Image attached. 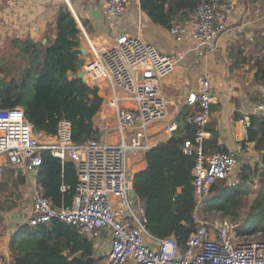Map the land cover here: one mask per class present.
<instances>
[{
	"label": "built area",
	"instance_id": "obj_1",
	"mask_svg": "<svg viewBox=\"0 0 264 264\" xmlns=\"http://www.w3.org/2000/svg\"><path fill=\"white\" fill-rule=\"evenodd\" d=\"M52 1L64 2L71 9L72 0ZM93 1L102 7L106 21L120 15L130 2ZM231 13L227 0H204L187 19L173 21L167 32L176 43L192 39L212 50L226 31ZM79 30L87 54L79 70L83 83L97 91L102 106L110 111L100 121H93L96 137L74 142L66 119H60L55 134L48 136L30 123L21 107L0 108V179L6 165L12 167L14 176L19 171L36 170L44 152L61 164L70 161L75 167L71 205L54 206L36 183L24 224L35 227L61 221L92 240L94 248L107 232L103 264H264V237L241 236L237 226L221 216L196 219L194 214L196 225L184 248L171 236L149 233L145 202L136 197L133 205L129 197L133 176L129 161L143 160L154 145V134L148 127L166 116V99L160 83L174 71L182 52L163 53L128 31L96 43L81 26ZM216 100L217 93L206 75L199 79L198 90L185 98L184 119L196 129L193 137L185 139L180 147L194 159L191 183L195 211L203 205L214 184L230 188L239 181L238 163L233 155L242 152L240 145L234 153L205 152L204 141L209 135L205 127L210 121V106ZM255 110L264 111V101L258 102ZM176 128V122L171 121L165 132L172 134ZM60 189L64 191L65 187Z\"/></svg>",
	"mask_w": 264,
	"mask_h": 264
},
{
	"label": "trees",
	"instance_id": "obj_2",
	"mask_svg": "<svg viewBox=\"0 0 264 264\" xmlns=\"http://www.w3.org/2000/svg\"><path fill=\"white\" fill-rule=\"evenodd\" d=\"M202 1L140 0V8L153 23L168 28L173 21L187 19ZM47 42L43 45L29 37L10 39V46L17 50L26 64L18 78L4 80L0 77V108L21 107L30 123L48 136L55 134L60 119H66L70 122L74 142L96 137L98 132L93 119L100 111L102 98L95 89L75 77L83 64L79 29L64 2L58 3L55 35L52 41ZM261 80L264 82V77ZM195 129V125L185 121L183 114L176 130L144 154L145 167L132 176V188L145 202L149 233L157 237L171 236L181 248L185 247L186 239L196 225V203L191 183L194 159L180 146L185 139L193 137ZM248 142H254L256 151L264 152L263 116L249 117L246 138L240 142L242 151ZM217 150L227 152L223 148ZM10 167L6 166L5 170L12 173ZM35 171L36 182L45 198L54 206L71 205L76 184L72 162L61 164L59 159L44 152L41 165ZM256 171L257 167L252 168L248 164L240 167V183H250ZM240 183L230 188L222 183L214 184L206 199L207 211H219L237 198L239 206ZM61 186L65 187L64 191H61ZM262 194L263 190L254 199L257 202L250 208L249 226L245 220L243 232L264 231ZM228 211L232 218L236 216L234 210L228 208ZM12 236H21L23 241L21 245L17 242V253H11L13 264H96L100 259L92 240L61 221L54 220L49 225L35 227L23 224Z\"/></svg>",
	"mask_w": 264,
	"mask_h": 264
},
{
	"label": "crops",
	"instance_id": "obj_3",
	"mask_svg": "<svg viewBox=\"0 0 264 264\" xmlns=\"http://www.w3.org/2000/svg\"><path fill=\"white\" fill-rule=\"evenodd\" d=\"M227 1L231 3L232 13L226 31L218 37L212 50L199 46L192 39L179 43L173 41L167 28L153 23L141 10L140 0H130L125 10L111 21L104 19L102 7L93 0L70 2L71 9L68 7V10L78 29L81 26L96 43L128 31L138 34L163 53L182 52L174 71L160 83L166 99V116L162 119L165 124L158 131L151 132L154 145L171 136L165 132L167 123H178L187 110L186 96L198 90L199 79L204 75L208 76L217 93L216 102L210 106V121L205 127L209 133L204 141L207 154L217 153V148L236 152L237 145L246 138L249 117H264V111L255 110L256 104L264 101V82L261 80L264 77V0ZM57 7L58 3L52 0H0V33L4 32V37L13 26L21 38L29 37L33 42L44 45L54 38ZM109 113L102 106L93 121H100ZM237 154L240 158L245 156L248 163L260 157L261 153L255 150L254 142H248L245 149ZM144 167L145 163L142 169ZM5 172L4 168L3 176ZM35 175L36 171L31 170L23 172L21 177L34 185L37 183ZM11 176H14L13 171ZM12 182H9L11 186ZM10 226L9 239L4 238V243H0V264H13L11 253H17L16 248L9 249L8 241L17 230ZM107 234L104 232L102 239L106 240Z\"/></svg>",
	"mask_w": 264,
	"mask_h": 264
},
{
	"label": "rangeland",
	"instance_id": "obj_4",
	"mask_svg": "<svg viewBox=\"0 0 264 264\" xmlns=\"http://www.w3.org/2000/svg\"><path fill=\"white\" fill-rule=\"evenodd\" d=\"M1 20V19H0ZM18 29L16 27H9L8 33L4 34V37H2V34L0 33V77L4 78V80H9L11 78H18L19 75L22 72V69L25 66V60H23L19 54L17 53V50L15 48H12L10 46V39L13 37H21L16 34ZM24 36V35H22ZM3 38V39H2ZM80 38V47L85 49L86 43L84 41V38L81 36ZM81 57L83 60L86 59L87 54L86 52ZM70 76V75H69ZM165 124V121L159 120L154 123H152L148 130L152 132L158 131L163 125ZM156 128V129H153ZM159 128V129H158ZM245 156L241 155L240 163L236 165V172L239 173L240 167L243 165L248 164L252 168L257 167L256 173L251 176V182H241L238 181L237 185L240 183L239 186V206L237 199L236 201H232L230 206L225 205L223 209L217 210H211L207 211V197L204 200L203 205L199 206L196 211L194 212L196 219H211L216 216H221L226 219H228L231 223L235 224L237 226L236 231L242 236V235H259L264 237V231L259 229L256 231L250 232H243L242 227L244 226L245 220L248 222V215L250 213V208L254 202V199L261 193V190L264 192V167L260 165V157L251 159L250 162H246ZM144 165V160H140L137 158H131L129 161V167L132 174L140 169H142ZM23 172L19 171V174L16 177H12L10 172H5V175L0 180V243H4L3 239L8 238L11 232V226H15L14 228H18L22 223H25V219L27 213L29 212L30 208V196L32 194L33 185L26 181L24 178H22ZM239 180V178H238ZM12 182V186L9 183ZM264 196V194H262ZM228 208L231 210H234L236 213V216L234 218L231 217L230 211H228ZM224 212V214L222 212ZM227 212V213H226ZM259 219H257L258 221ZM249 226V222H248ZM247 227V225L245 226ZM21 236L11 237L9 244H10V250L11 248H15L17 244L21 245L23 241L20 239ZM5 240V239H4ZM6 242V243H8ZM18 242V243H17ZM108 244L107 241L102 239L100 242L97 241L95 246V252L99 256V260L96 264H103L106 252H107Z\"/></svg>",
	"mask_w": 264,
	"mask_h": 264
},
{
	"label": "water",
	"instance_id": "obj_5",
	"mask_svg": "<svg viewBox=\"0 0 264 264\" xmlns=\"http://www.w3.org/2000/svg\"><path fill=\"white\" fill-rule=\"evenodd\" d=\"M9 2L11 3V1H9ZM81 35H82L81 32H79V36H81ZM79 50H80L81 54H84V53H85V49L80 48ZM69 75H70V73H68V76H69ZM76 77L79 78V79H81L82 82H84V80H83V78H82V72H81V71H79V72L76 74ZM233 158L235 159V161H236L237 163H240V157H239L237 154H234V155H233ZM260 165L264 167V152H262V153L260 154ZM129 197H130V199L132 200V204L134 205V199H135L137 196H136V193H135V191L133 190V188L129 191Z\"/></svg>",
	"mask_w": 264,
	"mask_h": 264
},
{
	"label": "clouds",
	"instance_id": "obj_6",
	"mask_svg": "<svg viewBox=\"0 0 264 264\" xmlns=\"http://www.w3.org/2000/svg\"><path fill=\"white\" fill-rule=\"evenodd\" d=\"M80 32V31H79Z\"/></svg>",
	"mask_w": 264,
	"mask_h": 264
}]
</instances>
